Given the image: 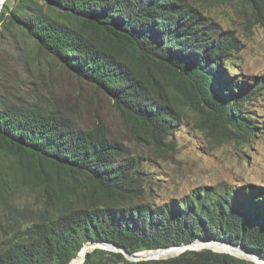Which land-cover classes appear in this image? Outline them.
Masks as SVG:
<instances>
[{"label": "trees", "instance_id": "1", "mask_svg": "<svg viewBox=\"0 0 264 264\" xmlns=\"http://www.w3.org/2000/svg\"><path fill=\"white\" fill-rule=\"evenodd\" d=\"M240 1L264 21V0ZM0 41V79L20 71L13 88H21L31 58L53 57L104 93L139 139L158 143L187 118L224 141L248 145L259 133L252 106L264 77L226 72L239 40L188 0H4ZM19 62L26 68H13ZM124 153L100 119L80 128L0 90V205L17 186L42 203L36 221L0 240V264H80L87 251L82 264H264V185L216 184L160 204L138 201L140 162ZM94 241L129 253L192 241L212 250L132 261L111 244L92 249ZM164 250L175 252L142 256L180 251Z\"/></svg>", "mask_w": 264, "mask_h": 264}, {"label": "rangeland", "instance_id": "2", "mask_svg": "<svg viewBox=\"0 0 264 264\" xmlns=\"http://www.w3.org/2000/svg\"><path fill=\"white\" fill-rule=\"evenodd\" d=\"M188 1L239 40V50L230 58L226 72L238 79L264 77V21L254 20L250 8L240 0ZM4 40L8 41L6 38ZM22 67L27 68L25 83L21 88H13L14 79L21 72L12 69L1 74V92L11 99L23 98L28 103L57 111L80 128H90L100 119L110 138L124 148L123 157L135 158L140 162L138 186L143 192L138 201L160 204L192 190L216 184L264 185V95L252 106L258 113L261 125L258 135L248 145L212 138L197 129L189 118L160 142L153 143L135 137L104 93L89 82L75 77L53 57L42 55L37 59L31 58L26 67L19 62L13 68ZM41 212L42 203L36 191L14 187L9 203L0 205V240L10 232H17L36 221ZM203 249L210 248L193 250ZM174 252L150 250L142 255ZM148 259L154 258L141 256L129 260Z\"/></svg>", "mask_w": 264, "mask_h": 264}, {"label": "water", "instance_id": "3", "mask_svg": "<svg viewBox=\"0 0 264 264\" xmlns=\"http://www.w3.org/2000/svg\"><path fill=\"white\" fill-rule=\"evenodd\" d=\"M3 2V0H0V3H2ZM196 240H200V241H207V240H211L212 242H218V243H221V244H225V245H228V246H230V247H238V248H240L241 250H243L244 252H247V250L246 249H244V248H242V247H240V246H235V245H231V244H228V243H225V242H222V241H218V240H214V239H209V238H200V239H196ZM196 240H194V241H196ZM194 241H192V242H189V243H183V244H179V245H174V246H169V247H165V248H158L159 250H164V249H168V248H172V247H176V248H179L180 249V251L178 252V253H181V252H183V251H185V250H193L194 248L193 247H189V244L190 243H194ZM88 244H89V246H93V248L92 249H94V248H97L98 246V244H111L112 246H114L115 248L114 249H112L113 251H119V252H122L123 253V255L126 257V258H128V259H137V258H140L141 256H142V253L144 252H137V253H129V252H127L123 247H121V246H119V245H117V244H114V243H107V242H98V241H94V242H87ZM85 245V244H84ZM83 245V246H84ZM83 248V247H82ZM98 248H102V247H98ZM91 249V250H92ZM104 249V248H103ZM158 249H155V250H158ZM148 251H150V250H148ZM213 251H215V250H213ZM80 252V251H79ZM78 252V253H79ZM87 252H89V251H87ZM86 252V253H87ZM86 253H85V255H84V257H83V260H82V262L80 263V264H82L83 263V261H84V259H85V256H86ZM177 253V254H178ZM226 253H229V252H226ZM229 254H232V253H229ZM232 255H235V256H239V255H236V254H232ZM257 256V255H256ZM144 257H153L154 259H159V258H166V257H157V256H144ZM239 257H241V258H245V257H242V256H239ZM259 258H261L260 256H259ZM247 259V258H246ZM253 261V260H252ZM253 262H255V263H257V264H259L258 262H256V261H253ZM70 263H71V261H70ZM69 263V264H70Z\"/></svg>", "mask_w": 264, "mask_h": 264}, {"label": "bare ground", "instance_id": "4", "mask_svg": "<svg viewBox=\"0 0 264 264\" xmlns=\"http://www.w3.org/2000/svg\"><path fill=\"white\" fill-rule=\"evenodd\" d=\"M4 1V0H3ZM1 5H2V3H0V8H1Z\"/></svg>", "mask_w": 264, "mask_h": 264}]
</instances>
